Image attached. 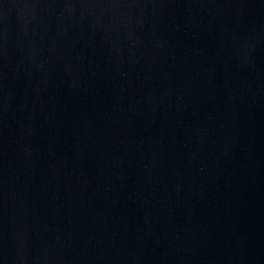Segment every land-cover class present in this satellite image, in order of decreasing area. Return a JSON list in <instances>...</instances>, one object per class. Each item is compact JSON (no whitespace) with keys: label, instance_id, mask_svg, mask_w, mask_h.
<instances>
[{"label":"water","instance_id":"obj_1","mask_svg":"<svg viewBox=\"0 0 264 264\" xmlns=\"http://www.w3.org/2000/svg\"><path fill=\"white\" fill-rule=\"evenodd\" d=\"M0 264H264V0H0Z\"/></svg>","mask_w":264,"mask_h":264}]
</instances>
